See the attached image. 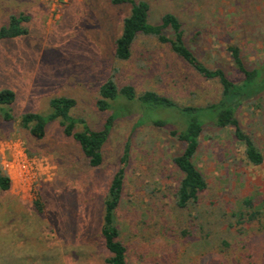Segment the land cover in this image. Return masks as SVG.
<instances>
[{
  "label": "rangeland",
  "instance_id": "obj_1",
  "mask_svg": "<svg viewBox=\"0 0 264 264\" xmlns=\"http://www.w3.org/2000/svg\"><path fill=\"white\" fill-rule=\"evenodd\" d=\"M146 1L155 24L167 12L177 14L199 59L222 68L232 82L240 83L243 75L227 46L240 47L249 68L264 63V0ZM129 13V6H113L110 0H0V27L12 14L29 18L26 36L0 41V91L16 94L9 107L15 120L5 122L0 115V167L12 179L10 191L0 190V264H105L102 204L127 143L131 158L117 219L131 247L130 264L248 263L244 243L254 232L217 224L224 214L231 218L247 197L263 211L264 163L248 162L232 128L205 129L195 162L210 190L198 207L183 211L174 205L179 175L171 172V161L185 145L167 130L135 126V117L118 119L104 150L105 163L93 169L76 143L61 138L58 121L41 143L21 126L23 115H47L52 98L68 96L77 101L72 114L101 130L111 112L98 110L96 103L109 78L119 88L155 91L181 106L220 100L217 80L199 75L154 37L139 35L130 60H118L115 41ZM236 115L264 154V96L241 104ZM39 199L43 216L33 207ZM194 229L193 237L183 235Z\"/></svg>",
  "mask_w": 264,
  "mask_h": 264
},
{
  "label": "trees",
  "instance_id": "obj_2",
  "mask_svg": "<svg viewBox=\"0 0 264 264\" xmlns=\"http://www.w3.org/2000/svg\"><path fill=\"white\" fill-rule=\"evenodd\" d=\"M113 6H129L130 13L123 20L121 35L115 41V57L120 61H128L132 57V47L139 35L156 38L161 44L169 45L172 51L187 63L199 75L208 80H217L222 87V95L217 103L206 106H181L173 99L155 91L138 94L132 85L119 88L113 78L102 84L96 106L102 112H111L101 130H93L85 119L72 114L77 101L68 96L55 97L50 100L51 112L47 115L27 113L21 117V126L27 129L34 142H43L53 123L58 121L61 138L76 143L88 166L101 168L105 163L104 150L110 141L115 122L120 118H136L135 126H152L167 130L169 135L185 145L183 152L172 159L173 170L178 174V185L174 193V205L179 210H190L198 207L204 194L210 190L206 175L196 165L195 156L204 137L207 127L217 129L232 128L234 138L244 146L248 162L254 166L264 163V154L257 146L253 137L246 133L237 118V110L241 104L264 96V63L249 68L243 58L242 50L236 45L227 46L234 67L243 75L240 83L232 82L220 67H209L191 49L186 41V28L179 16L173 12L165 13L159 24L152 22V8L146 0H110ZM29 20L23 14H12L8 22L0 27V41L24 37L28 28L24 25ZM197 34H201L198 31ZM16 100V94L10 89L0 91V115L5 122L14 121L15 117L9 108ZM169 112L173 116L159 115ZM151 113V116H150ZM131 146L127 143L124 154L119 161L120 167L114 174L108 192L103 200L102 225L100 236L104 248L108 252L105 264H130V244L122 239V231L118 224L117 210L120 207L128 178L127 168L130 163ZM11 177L0 167V190L10 191ZM37 215L45 213L44 202L33 203ZM234 210V209H233ZM264 211V209H263ZM254 206L253 199L242 200L240 207L234 210L231 218L224 214L217 226L227 228L240 225L243 229H251L254 234L244 243L249 247L244 264H264V213ZM234 218L235 222H232ZM228 220V221H225ZM231 220V221H229ZM205 224H201V230ZM194 231H183L187 238L193 237ZM260 234V239L257 234ZM263 234V235H262ZM171 236V235H170ZM210 235H207L209 237ZM256 239L261 240L258 246ZM227 249L230 243L222 241ZM254 250V252H253ZM253 252V253H252ZM231 264H242L241 261Z\"/></svg>",
  "mask_w": 264,
  "mask_h": 264
}]
</instances>
